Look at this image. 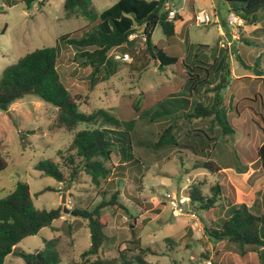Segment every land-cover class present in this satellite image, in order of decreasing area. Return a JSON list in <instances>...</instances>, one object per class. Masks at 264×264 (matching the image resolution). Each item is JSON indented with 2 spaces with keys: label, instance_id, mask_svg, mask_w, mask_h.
<instances>
[{
  "label": "rangeland",
  "instance_id": "obj_1",
  "mask_svg": "<svg viewBox=\"0 0 264 264\" xmlns=\"http://www.w3.org/2000/svg\"><path fill=\"white\" fill-rule=\"evenodd\" d=\"M117 1L96 0L91 9L100 14ZM63 3L44 0L27 6L26 0H0V75L4 68L25 55L53 48L60 36L87 24L83 18L65 19ZM173 4L178 8L177 1ZM194 10L215 15H211L209 25L187 23L183 35L180 34L183 24L177 17L174 34L178 42L174 35L166 37L157 25L151 37L157 46L155 59L141 57L143 41L135 38L126 49L131 53L133 46L136 53L141 51L136 66L113 62L117 72L92 90L87 77L90 70L78 67L79 60H71L75 50L61 51L63 60L57 71L70 93L81 96L79 112L90 114L102 109L117 116L124 96L132 97L143 110L132 124L123 114L119 116L123 130H130V148L126 147L128 142L120 139L121 150L116 147L112 161L115 165L126 162L127 167L124 171L119 167L112 170L108 181H102L99 188L91 186L85 175L67 188L34 170L38 162L53 160L68 177L65 158L72 153L68 148L73 132L54 126L55 107L28 95L6 111H0V142L7 163V168L0 172V199L16 183L25 182L36 209L62 207L63 214L50 228L19 242L18 252L33 253L45 241L59 237L60 264L79 261L80 254L90 246V234L86 223L70 212L73 208L91 210L118 191V200L127 211L103 210L110 217L104 230L107 241L99 257L103 264L107 261L121 264L122 259L133 264L140 249L146 248L154 253L144 254L147 264H264L262 251L248 246L239 249L226 240L215 241L207 235V231L212 233L228 217L231 199L235 205L245 204L256 216L264 214V174L255 157L256 148L263 141L256 122L260 121L264 127V11L258 13L255 24L243 21V26L229 28L236 31V39L224 33V40L230 45L222 43L221 47L216 32L217 24L224 27L229 16L225 4L211 0L202 6L196 4ZM180 13L185 20L189 7L185 6ZM116 53L123 52L116 50L110 55ZM195 77L209 83L198 84L196 92L195 87L191 89L194 83L191 79ZM219 83L225 88L217 91L220 99L217 109L233 129V134L226 136H222L217 124L210 127L209 119L188 117L197 104L212 105L215 92L211 89ZM168 125L174 127L179 145L156 147L159 135ZM84 128L82 125L75 131ZM204 133L209 141L203 137ZM193 142L196 153L184 147ZM209 161L218 168L233 170L210 174L193 168ZM216 186L219 189L216 204L205 209L213 194L211 189ZM65 188L63 205L61 195ZM195 191L202 199L189 200L180 214L175 215L166 196L190 199L189 194ZM64 209L68 212H63ZM68 225L71 235L67 234ZM4 264L25 263L9 255Z\"/></svg>",
  "mask_w": 264,
  "mask_h": 264
},
{
  "label": "trees",
  "instance_id": "obj_2",
  "mask_svg": "<svg viewBox=\"0 0 264 264\" xmlns=\"http://www.w3.org/2000/svg\"><path fill=\"white\" fill-rule=\"evenodd\" d=\"M35 1L37 0H26V4L29 6ZM229 2L231 3L229 14L239 17L246 23H257L258 13L264 11V0H230ZM91 3L92 0H64V18H83L87 24L70 34L60 36L55 47L38 49L25 55L15 64L4 68L0 75V111H6L8 106L25 96H34L57 109L54 124L56 128L73 132L68 148V151L72 153L65 158L69 167L68 177L53 160H43L34 166V170L67 188L76 184L81 175L88 178L91 186L99 188L102 181H108L112 170L118 167L119 170H125L126 162L122 161V164L115 165L112 161L116 147L119 146L121 150L120 139H123L126 144L128 142L126 147L130 148V130H123L119 116L123 114L132 124L143 110L132 97L124 96L123 103L117 110V116L102 109L90 114L79 112L81 96L70 93L57 71L58 66L62 64L61 51L63 48H73L75 53L71 60H79L78 67L90 70L87 77L89 89L92 90L117 72V67L113 66V62L119 61H116L110 54L116 50H122V54H128L129 50L127 51L126 48L134 41L130 38L138 30L144 29L141 34L136 35L143 39L141 57L149 56L152 59H155L157 53V46L153 45L151 40L153 29L158 25L163 34L169 38L175 32V19L171 21L167 19L168 12L164 9L165 0H118L111 8L100 14L91 9ZM136 51L132 46V52H129L131 62L127 65L131 68L136 66L141 59V51L137 53ZM257 74L260 75V73ZM191 80H194L191 89L195 87L196 92L198 84L209 83L199 80V77ZM223 88L225 87L220 83L212 87L211 92H215L212 105L205 107L197 104L188 117L194 120L209 119L210 127L217 124L222 136H226L233 134V129L228 124L226 116L220 115L217 109L220 103L217 91ZM262 123L264 124V115ZM256 124L263 141L256 148L255 157L264 173V127L261 126L260 121ZM82 125L85 126L84 129L75 131ZM173 129L172 125L163 129L156 142V147L179 145ZM203 137L209 141L206 133ZM199 139L203 141L202 138ZM190 144L184 147L196 153V146L192 145L195 142ZM213 164L209 161L199 163L193 168L207 170L210 174L221 171ZM6 168L7 163L2 154L0 142V172ZM45 190L52 191L53 189L46 188ZM211 190L213 194L210 199H207L205 209H212L219 196L217 186ZM118 196V191H115L108 200H102L91 210L72 209L74 216L86 223L90 234V246L80 254L79 261L72 260L68 264H103L99 257L107 241L104 230L110 221V217L103 213V210L123 209L127 211V208L118 200ZM189 198L191 202H194L202 199V196L195 191L189 194ZM230 202L228 217L218 229H214L212 233L207 231V235L215 241L226 240L235 244L239 249L248 246L255 251H262L261 256L264 258V214L256 216L245 204L235 205L234 199ZM62 216V207L51 210L36 209L27 183H16L14 189L5 198L0 199V264H4L5 258L9 255L21 258L25 264H60L59 237L45 241L43 247L33 253L18 252L16 245L24 238L36 235L43 228H50L52 223L60 220ZM133 225L134 223L130 225L131 229ZM67 234L71 235L69 225ZM146 253L154 254L149 248L140 249L138 255L135 256L134 263L147 264L144 258ZM109 263L107 261V264ZM121 264L132 263L122 259Z\"/></svg>",
  "mask_w": 264,
  "mask_h": 264
},
{
  "label": "crops",
  "instance_id": "obj_3",
  "mask_svg": "<svg viewBox=\"0 0 264 264\" xmlns=\"http://www.w3.org/2000/svg\"><path fill=\"white\" fill-rule=\"evenodd\" d=\"M175 1H177L178 8H176L175 4H173V3H175ZM208 1L211 3V0H165L164 9L167 12L170 9L175 10L177 12V14H176V16H175L174 19H176L177 17L179 19H181V23L183 24V27L180 29V34L183 35L184 28L187 25V23H189V22L194 23V16L196 14V12L194 10L195 5L198 4V5L202 6L203 4L208 3ZM219 1H221V2H223L225 4V7L227 9V12L229 13L230 5H231V3L229 2L230 0H219ZM35 2H38L39 4H41V3L44 2V0H37ZM63 2H64V0H63ZM95 2H96V0H92L91 7L95 4ZM185 6H188L189 7L190 13H185V20H182V17H181V13L180 12L185 9ZM211 6H212V4H211ZM211 14H213V16L215 15L214 12L211 13ZM229 15H231V14H229ZM186 18H187V20H186ZM226 20H227V18H226ZM226 20L224 21V27L221 24H217V28H218L217 29V32H216V34L218 36V39L217 40L221 44V47H223L222 43L227 44V45H230V43H227V41L224 40V33H226L227 35L231 36V39L232 40H235L236 39V36H235L236 31L233 30V29L229 30L230 27L227 26ZM175 26L176 25L174 23V27ZM140 31H141V29L138 30L135 35L131 36L130 39L133 40L135 38H138V36H136V35H138V32H140ZM173 38H174V40L176 39V34H174ZM175 41L178 42L177 40H175ZM220 169H221V171H224V172H226V171L228 172V171H232L233 170V169H228V168H220Z\"/></svg>",
  "mask_w": 264,
  "mask_h": 264
},
{
  "label": "built area",
  "instance_id": "obj_4",
  "mask_svg": "<svg viewBox=\"0 0 264 264\" xmlns=\"http://www.w3.org/2000/svg\"><path fill=\"white\" fill-rule=\"evenodd\" d=\"M177 12L175 10H168L167 13V19L169 21L173 20L176 16ZM213 14H208L205 12H198L195 14L194 16V23L197 25H209L211 23L210 17ZM226 24L228 27L230 28H239L241 26H243V20L240 19L239 17L235 16V15H229L227 20H226ZM112 57L119 62H131V58H129L128 54H113ZM166 199L169 201L170 205L173 208V213L175 215H179L181 212V208L189 201V199H187L186 197L183 196H177V195H167Z\"/></svg>",
  "mask_w": 264,
  "mask_h": 264
},
{
  "label": "water",
  "instance_id": "obj_5",
  "mask_svg": "<svg viewBox=\"0 0 264 264\" xmlns=\"http://www.w3.org/2000/svg\"><path fill=\"white\" fill-rule=\"evenodd\" d=\"M141 31L143 32L144 29L142 28ZM66 191H67V188H65V189L63 190V193H62V195H61V204H63V205H65V192H66ZM63 212L66 213V212H68V210H67V209H64ZM70 214L74 216V213H73V212H70Z\"/></svg>",
  "mask_w": 264,
  "mask_h": 264
}]
</instances>
